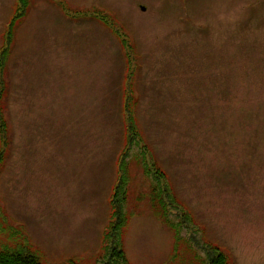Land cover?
<instances>
[{"label":"rangeland","instance_id":"rangeland-1","mask_svg":"<svg viewBox=\"0 0 264 264\" xmlns=\"http://www.w3.org/2000/svg\"><path fill=\"white\" fill-rule=\"evenodd\" d=\"M17 2L0 0V50ZM26 3L1 58L0 248L264 264V0Z\"/></svg>","mask_w":264,"mask_h":264},{"label":"trees","instance_id":"trees-1","mask_svg":"<svg viewBox=\"0 0 264 264\" xmlns=\"http://www.w3.org/2000/svg\"><path fill=\"white\" fill-rule=\"evenodd\" d=\"M17 5H19L17 13L12 17V19L8 23L7 31H6V44L2 47L0 50V127L3 126V113H2V108H1V98H2V89L4 86V79H3V71H4V61L1 60V58H4L8 52L9 49V43L11 41L12 33H13V27L16 23V21L24 15L26 9H27V3L26 0H18ZM84 14H91L99 18L105 25L113 28L114 32L117 34L118 38L120 39L121 43L126 47L125 53L128 55V62H129V70H127V78L131 77V73L133 71V63L136 62L135 56H130V51L129 45H128V39L127 37L120 32L119 28L116 27L113 21L110 20V18L101 10L99 9H94V10H86ZM131 95L129 94V91L126 92V96L124 98V110H125V115H126V122H127V142H126V149H124V154H122L121 158V164H122V159L123 157L125 158L126 154L128 153V150H130L131 147V134H132V127L130 124V118H129V112H128V98ZM2 141L5 142L4 135L2 133ZM4 144V143H3ZM4 146L0 149V155L4 154ZM120 164V167H121ZM152 169L157 172L156 174L160 175L162 178H165L167 175L165 171L161 170L160 168H156L154 165ZM147 172H150L151 167L147 166L146 167ZM117 187L115 188L114 195L111 199V202H115L116 197L115 195L118 193L117 192ZM113 256H120L123 257L124 261H126L125 253L123 250L115 251ZM0 264H43L39 258L28 251L24 250H12L9 248H0ZM209 264H231L227 256L223 253H219L216 256L212 257Z\"/></svg>","mask_w":264,"mask_h":264},{"label":"water","instance_id":"water-1","mask_svg":"<svg viewBox=\"0 0 264 264\" xmlns=\"http://www.w3.org/2000/svg\"><path fill=\"white\" fill-rule=\"evenodd\" d=\"M145 8V6H143V9Z\"/></svg>","mask_w":264,"mask_h":264}]
</instances>
